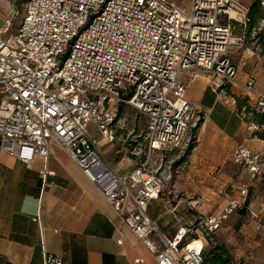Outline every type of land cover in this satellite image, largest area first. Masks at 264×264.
<instances>
[{"label": "built area", "instance_id": "obj_1", "mask_svg": "<svg viewBox=\"0 0 264 264\" xmlns=\"http://www.w3.org/2000/svg\"><path fill=\"white\" fill-rule=\"evenodd\" d=\"M249 5L242 0H190L187 8L175 0H27L18 26L13 19L0 26L1 150L26 165L37 156L48 164L53 146H60L158 264H205L207 239L242 201L232 200L223 214L202 216L159 245L152 241L158 227L149 210L207 120L186 99L188 85L181 76L204 71L215 77L218 89L236 81L232 54L245 47L246 37L237 31L247 25ZM246 88L256 93L264 119V92L255 90L253 80ZM123 105L145 120L143 132L125 141L135 162L125 175L107 162L89 130L94 124L115 144ZM250 130L264 133V123H253ZM233 159L254 179L264 172V153L245 145L235 149ZM48 174L45 167V187ZM200 204L193 199L188 207L197 211ZM45 264L71 262L67 254L46 253Z\"/></svg>", "mask_w": 264, "mask_h": 264}, {"label": "crops", "instance_id": "obj_2", "mask_svg": "<svg viewBox=\"0 0 264 264\" xmlns=\"http://www.w3.org/2000/svg\"><path fill=\"white\" fill-rule=\"evenodd\" d=\"M232 57L238 76L221 89L204 71L181 76L188 85L186 99L207 120L196 131L194 149L175 164L162 198L150 205L149 215L158 227L152 241L159 245L164 237L173 240L181 228L193 227L202 216L221 215L232 200H240L243 207L221 227L224 249L234 263L264 264V172L254 179L233 159L239 145L264 153V133L250 130L256 123L257 95L246 88L253 80L255 90L264 92V56L247 46L234 50ZM92 136L120 174L135 167L126 150L116 153V143ZM195 198L201 200L197 211L188 207ZM46 253L67 254L71 264H135L138 259L158 264L63 148L53 146L48 164L37 156L26 165L0 147V264H45Z\"/></svg>", "mask_w": 264, "mask_h": 264}, {"label": "rangeland", "instance_id": "obj_3", "mask_svg": "<svg viewBox=\"0 0 264 264\" xmlns=\"http://www.w3.org/2000/svg\"><path fill=\"white\" fill-rule=\"evenodd\" d=\"M175 1L180 7H183V8H187L190 3V0H175ZM26 2L27 0H0V26L5 24V22H7L10 19H13L15 26H18L19 23H21V21H23L25 17ZM260 18L261 19H259L256 25V28L258 29V33H260V38L263 39L264 38V27H263L264 10L261 12ZM243 31H245V27H243ZM257 38L258 37L253 38L250 34H247L245 47L249 46V47L255 48L263 55L262 47L260 46V41ZM119 119H120V122L118 124L119 129H117V137L119 138V140L116 141V153L118 150L126 149V143H125L126 140H129L130 138L134 136L140 135L145 129V120L141 119L140 117H137L134 110L129 106H124V105L121 106ZM89 130H90V133L94 135L95 137L101 136V134L97 130V127L94 124H91L89 126ZM230 222L231 220L229 219L227 223L230 224ZM226 225L227 224H225L224 226L226 227ZM225 237L226 235H224L222 233V230L220 229L216 234L212 235L211 237L207 239L208 243L206 245L207 247L205 251L206 252L205 260L213 256L216 248L221 247L223 248V251H225L224 259L229 260L228 264H238L232 261V257L229 254V251H226V249H224V243L226 240ZM192 238H197V235H193ZM253 239L255 241L257 240L256 238H253ZM235 246L238 249H240L241 247L240 245H235ZM243 247L245 248L246 245H243ZM242 250L244 252L247 251V249H242Z\"/></svg>", "mask_w": 264, "mask_h": 264}, {"label": "trees", "instance_id": "obj_4", "mask_svg": "<svg viewBox=\"0 0 264 264\" xmlns=\"http://www.w3.org/2000/svg\"><path fill=\"white\" fill-rule=\"evenodd\" d=\"M250 14L248 16V22L246 27L245 26H240L238 28V35H241L244 33V36L246 37L247 34H250L253 38L258 37L257 39L260 41V46L262 47V53L264 56V38H260V33H258V29L256 28V25L259 21L260 16H261V12L264 10V8L262 7L261 1H255L252 2L250 5ZM243 27H245V31H243ZM255 35V36H254ZM254 114V118L256 123L258 124H263L264 123V119L263 116H261L258 112H253ZM194 149V146H191V149L189 150L188 154H190V152ZM207 247V246H206ZM206 251V248H205ZM204 252V256H205ZM225 251H223V248H216L213 256L211 258H208L205 260V264H228L229 260L224 259V255Z\"/></svg>", "mask_w": 264, "mask_h": 264}, {"label": "bare ground", "instance_id": "obj_5", "mask_svg": "<svg viewBox=\"0 0 264 264\" xmlns=\"http://www.w3.org/2000/svg\"><path fill=\"white\" fill-rule=\"evenodd\" d=\"M233 15L235 16V14H233ZM197 245H200L201 246L200 242ZM197 245H191V248H194Z\"/></svg>", "mask_w": 264, "mask_h": 264}]
</instances>
